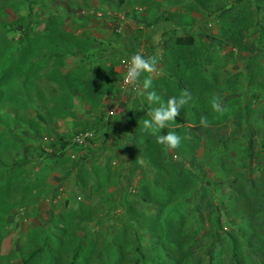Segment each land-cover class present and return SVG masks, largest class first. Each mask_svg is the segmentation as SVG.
<instances>
[{"label":"rangeland","instance_id":"374dc122","mask_svg":"<svg viewBox=\"0 0 264 264\" xmlns=\"http://www.w3.org/2000/svg\"><path fill=\"white\" fill-rule=\"evenodd\" d=\"M170 2L0 0V264L74 251L80 264H196L214 221L226 236L212 264H264V0H179L182 14ZM137 53L156 58L147 91L161 102L191 94L160 131L180 136L175 150L143 130L158 106L149 74L122 87ZM85 130L92 141L70 143ZM241 227L256 240L232 249Z\"/></svg>","mask_w":264,"mask_h":264},{"label":"clouds","instance_id":"9594fccd","mask_svg":"<svg viewBox=\"0 0 264 264\" xmlns=\"http://www.w3.org/2000/svg\"><path fill=\"white\" fill-rule=\"evenodd\" d=\"M127 63V74L124 77V84L132 86L137 91L141 88V76L144 73L149 75L142 81V89L147 92V101L150 105H158L148 111L150 119L143 121V130L146 133L156 136L157 143L165 146V151L175 150L181 145V138L173 131H168L166 135L160 134L161 129L169 128L170 122L180 114V110L191 100V94L185 90L179 97H170L166 104L161 102V97L155 91H147L152 87V75L156 71V58L147 57L137 53L134 54ZM212 109L223 114L226 109L222 106V100L219 96H214L211 100ZM200 124L208 127L209 123L206 117H201Z\"/></svg>","mask_w":264,"mask_h":264},{"label":"trees","instance_id":"16d2710c","mask_svg":"<svg viewBox=\"0 0 264 264\" xmlns=\"http://www.w3.org/2000/svg\"><path fill=\"white\" fill-rule=\"evenodd\" d=\"M125 0H119V2L122 4ZM198 2L204 4V2L202 0H197ZM164 13V12H162ZM164 17V15H161ZM19 24H17V29L23 27V28H26L27 27V23L26 22H22L21 20H17ZM176 43L179 44V45H192L193 42H194V37L193 35L191 34H184V35H180V36H177L176 39H175ZM72 47L73 46H70V47H66L64 46L62 49H63V52H65L66 50H72ZM68 50V51H69ZM69 142H61L60 143V147H61V150H63L65 148V146L68 144ZM71 144H74V145H77L79 146L77 143H74V142H70ZM40 150V149H39ZM60 150V151H61ZM26 155H27V151L26 149H24ZM199 180L205 184L207 183H210L209 179L207 180H204V177L201 176L199 178ZM264 200V195H263V198H262V201ZM217 218H219V214H217ZM216 226V227H215ZM218 227L219 225H217V221H214V222H211V224L209 225V228L211 230V233H210V236H209V242L210 244L208 246H199V251H195L193 253V260H196V264H203V260H204V257H206L207 259V264H212L213 260H214V251L217 247H219L221 245L222 242H224V238L226 235L224 234H221L220 232H218ZM234 229V228H232ZM235 230V229H234ZM262 231H264L262 228H261ZM248 233L246 230H244L242 227L237 229L234 233L232 234H228L229 237H232V249L237 245V242H238V238L236 240L235 236L236 237H239L241 239H243V242L247 245V246H251L253 245L254 241L256 240L255 239V236H253L252 234H246ZM135 249L137 250V248L135 247ZM251 253H256L255 250H251ZM264 253V252H263ZM37 253L36 252H30L26 260L25 263H32L33 262V259H35V255ZM74 257H75V262L73 261L72 263L70 264H80L81 262V257L83 258V253H81V251H74ZM144 259V256L142 255L141 258L140 256H136V258L133 259V264H139L140 262H143V264L146 262L143 260ZM150 260V258H147V261ZM232 264H244V262L240 259V258H233L232 260Z\"/></svg>","mask_w":264,"mask_h":264},{"label":"built area","instance_id":"2783aa9c","mask_svg":"<svg viewBox=\"0 0 264 264\" xmlns=\"http://www.w3.org/2000/svg\"><path fill=\"white\" fill-rule=\"evenodd\" d=\"M124 71H125V73H124L123 78H122V87L125 89V88L131 87V86H127L124 84V77L127 74V67L124 69ZM72 139H73L74 143H77L79 145H85L94 139V132L91 130H89V131L88 130L78 131V132H75Z\"/></svg>","mask_w":264,"mask_h":264},{"label":"crops","instance_id":"0c3cea01","mask_svg":"<svg viewBox=\"0 0 264 264\" xmlns=\"http://www.w3.org/2000/svg\"><path fill=\"white\" fill-rule=\"evenodd\" d=\"M171 1L169 3V6H171V10L176 12V11H181V12H178V13H183V11H185L186 13L192 11L191 8H188V7H184V5H181L179 3V0H169ZM191 2H193L195 5H197L199 8H201V6L203 7V4L198 2L197 0H190ZM204 2V0H202ZM205 3V2H204ZM191 15H194V13H191ZM69 145V144H68Z\"/></svg>","mask_w":264,"mask_h":264}]
</instances>
